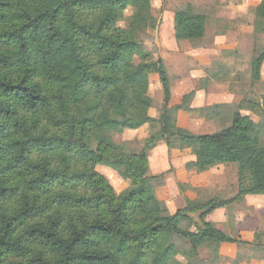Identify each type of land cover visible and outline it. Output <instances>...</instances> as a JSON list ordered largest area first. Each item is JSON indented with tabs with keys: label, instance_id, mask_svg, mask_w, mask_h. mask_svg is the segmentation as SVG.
I'll return each mask as SVG.
<instances>
[{
	"label": "trees",
	"instance_id": "trees-1",
	"mask_svg": "<svg viewBox=\"0 0 264 264\" xmlns=\"http://www.w3.org/2000/svg\"><path fill=\"white\" fill-rule=\"evenodd\" d=\"M128 7L131 29L118 24ZM256 12L264 19V0ZM206 22L190 4L180 6L174 37L200 40ZM158 25L149 0H0V264H172L179 239L188 256L208 242H241L205 217L264 195V94L258 125L234 111L220 130L189 131L176 124L182 106L168 104L158 58L163 105L157 118L148 116L149 80L134 58L150 53L132 32ZM263 61L264 51L253 59V78ZM145 123L152 132L139 151L114 142ZM160 141L193 147L200 172L237 163L249 182L239 178L232 198L187 199L169 213L154 192L163 176L149 172ZM99 165L133 186L116 193Z\"/></svg>",
	"mask_w": 264,
	"mask_h": 264
},
{
	"label": "rangeland",
	"instance_id": "rangeland-1",
	"mask_svg": "<svg viewBox=\"0 0 264 264\" xmlns=\"http://www.w3.org/2000/svg\"><path fill=\"white\" fill-rule=\"evenodd\" d=\"M149 1L152 5L153 15L159 22L157 29L149 30L142 28L132 32L134 39L143 42L144 45L145 42L154 43L153 39L157 32H160L161 26V33L164 35H168L172 31L174 33L170 18L168 17L169 19H167V16L165 15L164 22L162 21L164 8L160 5V0ZM251 1L252 2L249 3L250 7L247 9L246 16L243 18V21L241 20L242 22L239 21L238 23L231 24L232 30H239L241 28L240 33H243L236 37L238 42L233 41L238 43L237 50L232 51L230 55L224 56L222 58L221 56L219 57L218 54L216 58H221V63L216 65L214 64L211 71L212 74H208L209 77L203 76L198 81V85L201 84L202 86H205V88L208 89L209 95H212V103L206 106L204 111L200 110L198 112L199 118L197 119V127L199 132L197 133H212L228 126L231 123L232 113L234 111H240L242 114L249 115L257 125L261 122V102L262 96L264 94V61L257 78L252 77V63L253 59L260 52L264 51V22L260 21V18L263 19V17H259L256 12L258 5L254 7V1ZM180 5L184 6L183 3ZM133 10L134 9L132 7H128L125 10L123 19L118 22L120 26L127 29L132 28L131 16L133 14ZM232 20L235 19L232 18ZM227 27V23L223 24L224 30H226ZM214 29H218V26L214 22V18H212L208 31L211 33V31ZM177 40L178 39L175 38V41ZM145 47L150 53L149 57L147 59L135 57L134 63L140 65L143 68V72L146 74L147 78H149V76L157 74V60L160 57L157 56L155 44L152 45V50L148 49L146 45ZM213 73L215 74L213 75ZM210 78L211 80L209 81ZM156 80L151 81V95H153L155 102L161 98V94L163 98V92L161 93V88L159 91L158 89H153L154 85L158 86L160 84L159 79L157 78ZM209 95L207 97H209ZM162 105L160 106L159 111L161 110ZM209 106L213 108L208 110L207 107ZM182 120L185 121V119ZM192 123H194V121H192ZM113 140L116 144L120 145L123 150H131L135 152L142 149L145 143L144 139L142 140L141 138H136V136L124 132L114 134ZM225 164L227 165L217 168L215 172L208 173V170L202 171L200 177L202 176L206 178L212 176V178L218 177L220 179L224 177L227 179L226 182L229 184L228 186L225 185V190L227 193L226 196L228 198H232L237 194L238 191V179L240 178V181L246 185L249 182V177L245 173H242L241 175L239 174L237 163ZM97 170L109 180L116 193L133 186L132 182L127 180V177L110 167L99 165ZM156 175H162L163 177H161L162 183L157 184L154 188L155 196L165 205V199H169V207L166 205L168 212L173 213L176 209L184 207L188 198H185L183 194L186 192V190H189L190 187L178 182L177 187L175 188L172 180L166 185V175L163 173ZM200 191L203 196L197 198V201H205L211 197H216L214 192L215 190L211 185H208V188L205 189L201 188ZM242 199L243 198L235 201L228 207L227 220H229L225 226L228 234L236 238L240 229H238V227L243 229L252 226L256 227V239L257 236H259L260 239L264 240V212H262L260 207L262 202L256 200L255 202L248 203ZM193 216L196 218V214H193ZM185 226L186 224L183 223V227ZM191 229H194V227L192 226ZM177 242L175 262L172 264H232L233 262L232 257L218 254L219 246L217 243H206L198 249L196 256H188L186 254L188 249V244L186 243L187 241L179 239ZM240 246L242 250L237 252V256L234 259V264L238 263L241 257H264V247L260 246L259 244L240 243Z\"/></svg>",
	"mask_w": 264,
	"mask_h": 264
},
{
	"label": "crops",
	"instance_id": "crops-1",
	"mask_svg": "<svg viewBox=\"0 0 264 264\" xmlns=\"http://www.w3.org/2000/svg\"><path fill=\"white\" fill-rule=\"evenodd\" d=\"M254 7H256L260 0H253ZM251 0H160V5L164 8L162 14V21L164 22L165 15L167 19L170 18L173 26V14L174 11L182 6L181 3L190 4L193 10L197 13H201L207 16V22L205 27V34L202 39L197 41L190 40H177L175 41L173 31L168 35H164L160 32L154 37V43H146L148 49L152 50V45L156 46L157 56L161 58L168 76V84L170 89L169 105H181L178 108L174 117L176 124L182 128H185L192 132H199L197 127V119L199 118L198 112L205 109L211 102L212 95H209L208 89L201 84L198 85V81L203 76L209 77L208 74H212L214 64H220L221 58L238 48V39L241 28L239 30H232L231 24L242 22L246 16L247 9L250 7ZM169 17V18H168ZM212 18L218 26V29L208 31ZM234 18L235 20H232ZM242 20V21H241ZM261 22L264 19L260 18ZM227 23L228 27L226 30L223 28V24ZM244 24V23H243ZM163 25V24H162ZM245 25V24H244ZM247 32V31H246ZM210 33V34H209ZM234 34V36H233ZM237 41V42H233ZM221 58H216V56ZM215 73H213L214 75ZM159 79L158 74L149 76V94L152 97V105L148 109V116L157 118L159 115V109L162 105L163 98L155 102L153 95H151L152 87L151 81ZM211 78L209 79V81ZM157 81V80H156ZM160 82V80H159ZM162 85H154L153 89H158ZM156 93V92H155ZM209 95V97H207ZM182 119H185L182 120ZM191 121V122H190ZM194 121V123H192ZM130 135L136 136L146 140L152 132V126L150 123H145L137 129H126L123 131ZM156 160V161H155ZM194 148L193 147H181L175 149H168L163 141L158 144L150 151L148 156L149 161V172L151 174L163 173L166 175V185L171 182L174 183L175 188L178 182L181 184L188 185L189 190L184 192V197L190 200H198L197 198L203 196L200 189L208 188V185L213 186L215 196L220 199H229L226 196L225 185H229L226 182L227 179L224 177L212 178L200 177L201 172L195 165ZM157 162V163H156ZM158 164V166H157ZM227 164H218L208 169V173L215 172L217 168L224 167ZM98 167V166H97ZM108 170V169H105ZM130 181L129 179H127ZM133 185V184H132ZM178 189V188H177ZM155 191V190H154ZM178 194V191H177ZM245 202H255L259 200L262 202L260 205L262 212H264V195H245L243 199ZM166 205L169 207V199L166 198ZM234 203V202H233ZM232 204V203H231ZM219 207L206 215L205 220L214 224L219 230L228 233L225 226L228 222V207ZM258 206V205H257ZM230 222V221H229ZM240 228V229H239ZM239 232L237 239L241 242L236 243H219L218 254L234 259L237 256V252L242 250L240 243H255L264 247V240L257 236L256 239V227H238ZM264 237V235H263ZM209 243V242H208ZM264 249V248H263ZM247 252V250H246ZM242 254V253H241ZM235 264H264L263 258H245L241 257L238 263Z\"/></svg>",
	"mask_w": 264,
	"mask_h": 264
}]
</instances>
